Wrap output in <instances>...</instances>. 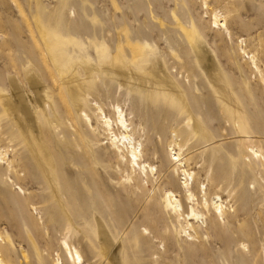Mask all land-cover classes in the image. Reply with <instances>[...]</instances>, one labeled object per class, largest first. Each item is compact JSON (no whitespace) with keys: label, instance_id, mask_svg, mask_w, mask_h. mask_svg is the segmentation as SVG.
Segmentation results:
<instances>
[{"label":"rangeland","instance_id":"1","mask_svg":"<svg viewBox=\"0 0 264 264\" xmlns=\"http://www.w3.org/2000/svg\"><path fill=\"white\" fill-rule=\"evenodd\" d=\"M0 45L2 264H264V0H0Z\"/></svg>","mask_w":264,"mask_h":264},{"label":"bare ground","instance_id":"2","mask_svg":"<svg viewBox=\"0 0 264 264\" xmlns=\"http://www.w3.org/2000/svg\"><path fill=\"white\" fill-rule=\"evenodd\" d=\"M14 10V9H13ZM12 10V8L9 6L7 9H5L4 11H3V13L4 14H7L8 12L9 13H12L13 14V12L15 13V11H13ZM60 12H62V11H60ZM63 15H64V13H63ZM219 23V21H217V18L215 17L214 18V22H213V25H217ZM50 24V23H49ZM6 28H9V25H7V23H4L3 24ZM218 27H220V26H218ZM222 27V26H221ZM218 29H220V28H218ZM225 29V28H224ZM0 48H3V46L2 45H0ZM0 58H1V56H0ZM250 60H251V63L252 64H254L253 63V60H254V57L252 56L251 58H250ZM254 67L256 66V65H253ZM56 67L58 68L59 67V65H56ZM253 67V68H254ZM257 67V66H256ZM66 67H64V69H65ZM64 69H62V72H61V74L63 75V72H65V70ZM257 69V68H256ZM72 80V78L71 79H68V81L67 82H69V83H63L62 85H69L70 84V81ZM257 81H258V83H259V85L261 86V87H263L264 86V76L262 75V74H260V76L258 77V79H257ZM30 86H31V88L33 89V90H38V88H40V86H41V84L37 81V80H35L34 78L33 79H31V81H30ZM67 87V86H66ZM199 93V92H198ZM182 103H179V107L181 108V107H183V109L186 111V112H188L189 110L187 109V104H186V101H184L183 102V100L182 99H179ZM12 109H17V107L16 106H13V107H11ZM188 110V111H187ZM225 112L227 113V115H229V116H231V117H233V120H234V125H233V128H235L236 130H237V132L239 133V136H241L244 140H243V142H244V145L247 147V149H249L252 153H253V155H255V158H262L263 156L261 155V153H260V155H258V156H256L260 151L259 150H257V149H254V147L252 146V145H255L254 144V142H253V138L251 137L252 135L248 132V130H247V127H248V124H247V122H246V120L242 117V116H239V115H237V113L233 110V109H228L227 107H226V110H225ZM190 114V113H189ZM191 115V114H190ZM235 115H236V117H235ZM106 121V120H105ZM116 122H117V128L118 129H123V131H125L126 132V130L128 129L127 128V126H126V120L124 119V117H123V115H122V113L121 112H118V116H117V119H116ZM109 121L108 122H105V127L108 129V132H110L111 131V129H110V125H109ZM234 126H237V128L236 127H234ZM128 133H129V131H128ZM127 134V133H126ZM125 134V135H126ZM121 136V135H120ZM131 136L130 135H126V136H121V138L120 139H118L117 137L115 138V142H116V146H118V145H121V146H123V147H125V150H127V154H128V162H129V164H131V165H133L134 167H137L138 168V171H139V176H141V175H143L144 177H146V175H147V170H146V167H145V165H141V163L139 162V157H140V153L139 152H137V148H136V146L133 144V142H132V139L130 138ZM120 149H123V148H121L120 147ZM53 150L55 151L54 152V156H56V157H58L57 159H63L64 158V156H63V152L61 151V149H60V147L59 146H55L54 145V148H53ZM118 150H119V146H118ZM122 152H123V150H122ZM71 154V153H70ZM127 154H126V156H127ZM5 157V155H3V158ZM44 157H45V159L47 160V156L46 155H44ZM67 157H68V155H67ZM175 157V156H174ZM3 158H1L0 157V160H2ZM126 158V157H125ZM179 155H176V157H175V159H174V161H176L178 164H176V165H180V163H179ZM73 160H76V158H73ZM62 160H60V162H61ZM64 162H65V159L63 160ZM68 161V160H67ZM64 162H62L61 164V171H63V173H66V164H64ZM74 163H75V161H73ZM125 162H126V160H125ZM69 163H70V161H69ZM127 163V162H126ZM143 163V162H142ZM76 164H78V161H77V163ZM144 164V163H143ZM63 166V167H62ZM129 166V165H128ZM59 167V166H58ZM132 167V166H131ZM134 170V169H133ZM69 173H70V170L68 171ZM69 173H68V175H69ZM131 173V172H130ZM74 176V175H73ZM137 176V175H136ZM187 176H190V175H187ZM67 177H69V176H67ZM147 177H148V175H147ZM74 179V178H73ZM72 179V180H73ZM72 182V181H71ZM75 183V182H74ZM78 184V183H77ZM76 184V185H77ZM72 185V187H73V185H75V184H71ZM79 185V184H78ZM81 185V184H80ZM82 186V185H81ZM186 186H187V184H186ZM74 187H78V186H74ZM80 187V186H79ZM83 187V186H82ZM124 191V190H123ZM121 195V194H120ZM186 197V201H189V200H193V196H192V194H190L189 192H188V195L187 196H185ZM141 202H143L142 201V199H141V201H140V203ZM143 205H144V202L142 203ZM165 208L167 209V210H171V212L175 215V216H177V217H183V215H182V211L180 212V210H179V207H180V204H179V202L176 200V198L174 197V195L173 194H171V193H168V196L165 198ZM214 204V203H213ZM142 205V206H143ZM204 206H206V205H204ZM214 212H215V214H218V215H220V214H223L224 212H225V214L227 213L226 211H224L223 210V208H222V204H215L214 206ZM169 208V209H168ZM190 215H188L187 214V216H185V218L187 219H189L192 223L193 222H195L196 220H197V214H195L192 210H190V213H189ZM250 214H249V212L248 211H243V210H238V211H236V217L238 218V217H240V216H249ZM186 225H189V224H186ZM207 226H205V227H203V228H206ZM190 237H192L191 235H188V239H187V241H193V238H190ZM247 236L246 235H241V237H240V239L242 240V239H244V238H246ZM246 240H248V239H246ZM66 243L64 242L63 243V247H66V249H68L67 248V245H65ZM242 245L244 246V244L242 243ZM67 252H68V255H70V258H71V260H73V262L75 263V261L76 262H79L80 263V261H82V259H81V257H80V255L77 253V252H74V256L73 255H71V254H69V250H67ZM249 260V259H247L246 257H244V256H241V255H236V259H235V264H242L243 263V260ZM250 262V261H249ZM0 264H2V262L0 261Z\"/></svg>","mask_w":264,"mask_h":264}]
</instances>
